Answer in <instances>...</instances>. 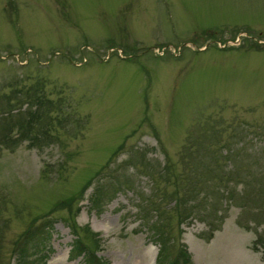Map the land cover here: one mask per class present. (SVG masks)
Masks as SVG:
<instances>
[{"label":"rangeland","instance_id":"rangeland-1","mask_svg":"<svg viewBox=\"0 0 264 264\" xmlns=\"http://www.w3.org/2000/svg\"><path fill=\"white\" fill-rule=\"evenodd\" d=\"M71 227L107 264H156V232L264 264V0H0V264L28 229L84 264Z\"/></svg>","mask_w":264,"mask_h":264},{"label":"trees","instance_id":"trees-1","mask_svg":"<svg viewBox=\"0 0 264 264\" xmlns=\"http://www.w3.org/2000/svg\"><path fill=\"white\" fill-rule=\"evenodd\" d=\"M36 101L38 103H42L39 98H36ZM27 123H30L31 121H34L37 117H39V113L32 110L28 114ZM18 126L20 127V131H18V135L20 136V141L24 139H28L27 133V126L21 127V122H18ZM107 200L106 193L103 192L101 187H95L92 189L91 195H89L90 205L91 208L94 209L97 212H101L103 202L102 200ZM185 208H182V211ZM186 218V216H185ZM71 231L73 234V240L70 245L69 252L71 253V258H75L77 256H81V260L84 264H107L105 261H103L99 256L96 255L94 248L89 247L86 244H83L81 240L79 239L78 233L76 231V228L74 229L71 227ZM157 236V257H156V264H191L190 255L187 252L186 248L184 246H180L177 249H175L173 254L168 253L167 249V243L168 241L164 240V237L162 232H156ZM24 240L20 239V243H18V251L17 256L15 258V261L13 264H40V262H33L32 260L35 259L38 254H35L37 251L40 252V248L37 244L32 243V237H31V230L28 229L25 234L23 235ZM25 243L26 246H24L22 243ZM29 250V253L32 255L30 258H28L29 253H27V249ZM45 256V254H44ZM28 258V259H26ZM44 258H42L43 260Z\"/></svg>","mask_w":264,"mask_h":264}]
</instances>
